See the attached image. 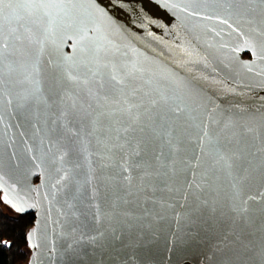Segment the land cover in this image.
<instances>
[{"label":"water","instance_id":"obj_1","mask_svg":"<svg viewBox=\"0 0 264 264\" xmlns=\"http://www.w3.org/2000/svg\"><path fill=\"white\" fill-rule=\"evenodd\" d=\"M0 197L27 264H264V0H3Z\"/></svg>","mask_w":264,"mask_h":264},{"label":"trees","instance_id":"obj_2","mask_svg":"<svg viewBox=\"0 0 264 264\" xmlns=\"http://www.w3.org/2000/svg\"><path fill=\"white\" fill-rule=\"evenodd\" d=\"M0 197V264H20L28 260L30 250L26 233L33 225V213H7Z\"/></svg>","mask_w":264,"mask_h":264},{"label":"rangeland","instance_id":"obj_3","mask_svg":"<svg viewBox=\"0 0 264 264\" xmlns=\"http://www.w3.org/2000/svg\"><path fill=\"white\" fill-rule=\"evenodd\" d=\"M3 207H4V209H5V211L7 213H12L11 210L7 206L4 205ZM20 264H27V261L26 262H23V263H20Z\"/></svg>","mask_w":264,"mask_h":264},{"label":"snow or ice","instance_id":"obj_4","mask_svg":"<svg viewBox=\"0 0 264 264\" xmlns=\"http://www.w3.org/2000/svg\"><path fill=\"white\" fill-rule=\"evenodd\" d=\"M3 2V0H0V3H2Z\"/></svg>","mask_w":264,"mask_h":264}]
</instances>
